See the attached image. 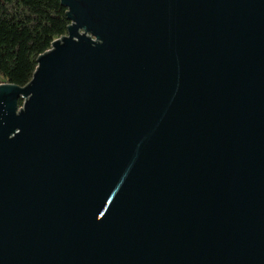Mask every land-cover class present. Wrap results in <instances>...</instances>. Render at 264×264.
<instances>
[{
	"label": "water",
	"instance_id": "95a60500",
	"mask_svg": "<svg viewBox=\"0 0 264 264\" xmlns=\"http://www.w3.org/2000/svg\"><path fill=\"white\" fill-rule=\"evenodd\" d=\"M60 1L0 85V264H264V0Z\"/></svg>",
	"mask_w": 264,
	"mask_h": 264
},
{
	"label": "trees",
	"instance_id": "16d2710c",
	"mask_svg": "<svg viewBox=\"0 0 264 264\" xmlns=\"http://www.w3.org/2000/svg\"><path fill=\"white\" fill-rule=\"evenodd\" d=\"M66 13L60 0H0V85L31 82L37 58L67 34Z\"/></svg>",
	"mask_w": 264,
	"mask_h": 264
}]
</instances>
